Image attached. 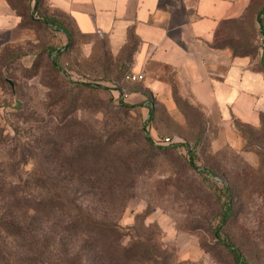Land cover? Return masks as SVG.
I'll return each mask as SVG.
<instances>
[{
    "label": "rangeland",
    "instance_id": "1",
    "mask_svg": "<svg viewBox=\"0 0 264 264\" xmlns=\"http://www.w3.org/2000/svg\"><path fill=\"white\" fill-rule=\"evenodd\" d=\"M55 26L34 9L20 41L0 53V168L17 164L13 180L23 186L42 165L56 169L55 161L20 158L23 145L39 152L57 141L71 154L111 143L116 194L97 191L88 177L74 194L93 215L117 221L130 253L144 258L133 264H238L213 234L230 202L223 238L249 264H264V125L224 124L176 84L161 97L133 90L128 58L113 56L105 42L87 51L83 38ZM255 35L233 45L264 57V38ZM134 91L149 103H131ZM145 133L158 147L152 152Z\"/></svg>",
    "mask_w": 264,
    "mask_h": 264
},
{
    "label": "crops",
    "instance_id": "2",
    "mask_svg": "<svg viewBox=\"0 0 264 264\" xmlns=\"http://www.w3.org/2000/svg\"><path fill=\"white\" fill-rule=\"evenodd\" d=\"M36 6L87 51L105 42L128 58V73L144 75L127 83L133 90L161 97L176 84L224 124H264V57L233 45L249 31L260 37L261 0H0V53L20 41ZM129 100L149 103L137 91Z\"/></svg>",
    "mask_w": 264,
    "mask_h": 264
},
{
    "label": "trees",
    "instance_id": "3",
    "mask_svg": "<svg viewBox=\"0 0 264 264\" xmlns=\"http://www.w3.org/2000/svg\"><path fill=\"white\" fill-rule=\"evenodd\" d=\"M34 9L39 10V6L29 13ZM257 20L264 38V5ZM45 21L55 24L57 30L61 28L54 20L45 18ZM64 32L70 35L67 30ZM56 139L59 141L61 134ZM110 144L102 142L71 154L58 146L57 141L45 143L39 152L23 145L20 158L26 162L33 159L56 162L54 171L40 165L33 173L32 183L23 186L13 180L17 164L0 168L3 169L0 171V264H133L144 259L139 252L130 253L117 221L93 215L74 194L83 189L78 186L83 177L99 183L92 185L97 191L116 194L119 186L114 179L116 169L109 160V154L114 152ZM143 145L149 152L158 148L149 133H145ZM188 153L189 162L196 168L191 159L193 151L188 149ZM127 162L128 159L122 161ZM47 176L56 182L47 181ZM232 211L230 202L213 234L238 264H249L240 249L223 238V226L230 220Z\"/></svg>",
    "mask_w": 264,
    "mask_h": 264
},
{
    "label": "built area",
    "instance_id": "4",
    "mask_svg": "<svg viewBox=\"0 0 264 264\" xmlns=\"http://www.w3.org/2000/svg\"><path fill=\"white\" fill-rule=\"evenodd\" d=\"M127 80L132 81V82L142 81V80H144V75L141 74V73H132V72H130V73L127 74ZM164 141L167 144L170 143L171 142L170 137L164 138Z\"/></svg>",
    "mask_w": 264,
    "mask_h": 264
},
{
    "label": "water",
    "instance_id": "5",
    "mask_svg": "<svg viewBox=\"0 0 264 264\" xmlns=\"http://www.w3.org/2000/svg\"><path fill=\"white\" fill-rule=\"evenodd\" d=\"M9 82H10V84L13 86V82L12 81H10V80H8Z\"/></svg>",
    "mask_w": 264,
    "mask_h": 264
}]
</instances>
